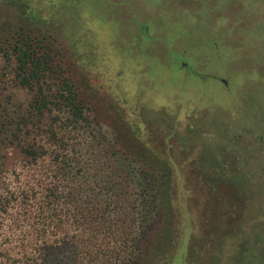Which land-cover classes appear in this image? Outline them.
Here are the masks:
<instances>
[{
    "label": "rangeland",
    "instance_id": "obj_1",
    "mask_svg": "<svg viewBox=\"0 0 264 264\" xmlns=\"http://www.w3.org/2000/svg\"><path fill=\"white\" fill-rule=\"evenodd\" d=\"M7 1L0 251L14 259L35 241L51 179V154L25 149L46 145L55 112L39 119L33 91L1 75L8 38L31 35L54 59L44 87L66 77L84 107L65 133L75 183L118 219L82 233L70 219L84 264H264V0ZM160 160L171 187L147 205L137 173Z\"/></svg>",
    "mask_w": 264,
    "mask_h": 264
},
{
    "label": "trees",
    "instance_id": "obj_2",
    "mask_svg": "<svg viewBox=\"0 0 264 264\" xmlns=\"http://www.w3.org/2000/svg\"><path fill=\"white\" fill-rule=\"evenodd\" d=\"M3 3L10 4L7 0ZM6 45L7 47L1 49L3 55L5 54L1 71L3 78L9 79L12 75L20 85L33 91L30 106L39 119L47 111L55 113L50 116V122L40 127L46 145H28L25 149L26 155L34 160L38 157L44 158L48 153L52 156L50 183L44 188L45 192L40 203H36L38 206L33 214L36 225L35 241L31 243V237L27 235V246L14 259H11L9 252L0 251V264H84L79 251L82 250L78 243L79 233L73 236L68 231L70 219H75V223H78L77 232L81 233L84 232L82 225L86 227L85 222H90L91 219L89 228H93V231L99 228L101 230L102 227L116 229L117 226L114 225L118 222L111 215V211L104 207L103 199L98 200L97 194L89 196L75 183V173L71 166L73 161L67 151L65 133L66 128L74 123L87 122L84 107L72 82L66 77L59 80L55 89L49 85L44 87V82H47L50 73L54 71V59L48 44L41 43L31 35H19L8 38ZM137 174L144 204L151 205L156 200L159 187H164L165 191L171 187L170 168L162 160L156 166L141 170ZM111 187L114 188L112 184ZM106 193L108 194V190ZM83 196L86 197L88 206L80 203ZM0 203L6 205L2 200ZM65 208L69 214L63 211ZM5 212V208L0 211L1 214ZM118 213L120 212H116ZM127 213L129 212L125 214Z\"/></svg>",
    "mask_w": 264,
    "mask_h": 264
}]
</instances>
